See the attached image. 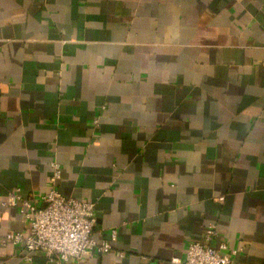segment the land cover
Instances as JSON below:
<instances>
[{"label": "crops", "instance_id": "0c3cea01", "mask_svg": "<svg viewBox=\"0 0 264 264\" xmlns=\"http://www.w3.org/2000/svg\"><path fill=\"white\" fill-rule=\"evenodd\" d=\"M94 203L112 250L64 264H175L213 223L264 264V0H0V235L15 188ZM223 196L222 201L217 197ZM0 243V264L30 261Z\"/></svg>", "mask_w": 264, "mask_h": 264}, {"label": "built area", "instance_id": "2783aa9c", "mask_svg": "<svg viewBox=\"0 0 264 264\" xmlns=\"http://www.w3.org/2000/svg\"><path fill=\"white\" fill-rule=\"evenodd\" d=\"M49 189L41 195L42 205H36L31 198L23 197L19 188L9 191L1 202L3 208L18 206L26 223L27 231H8L0 235V243L19 245L23 258L30 261L34 254H42L55 264L83 257L108 253L117 237V229L110 228L107 236H94V203L59 192L57 183L61 177V165L50 161ZM223 196L217 197L222 201ZM215 224L209 223L201 241L190 242L183 257H174L175 264H233L234 249L228 250L224 241L218 240Z\"/></svg>", "mask_w": 264, "mask_h": 264}]
</instances>
